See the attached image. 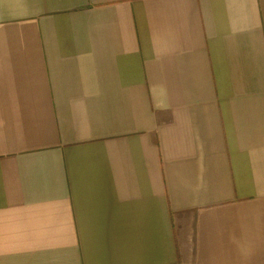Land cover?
<instances>
[{
  "label": "crops",
  "instance_id": "1",
  "mask_svg": "<svg viewBox=\"0 0 264 264\" xmlns=\"http://www.w3.org/2000/svg\"><path fill=\"white\" fill-rule=\"evenodd\" d=\"M0 264H264V0H0Z\"/></svg>",
  "mask_w": 264,
  "mask_h": 264
}]
</instances>
